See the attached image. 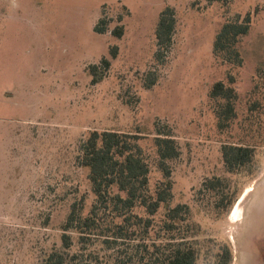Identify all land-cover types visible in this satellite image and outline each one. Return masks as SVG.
I'll list each match as a JSON object with an SVG mask.
<instances>
[{
    "label": "rangeland",
    "instance_id": "374dc122",
    "mask_svg": "<svg viewBox=\"0 0 264 264\" xmlns=\"http://www.w3.org/2000/svg\"><path fill=\"white\" fill-rule=\"evenodd\" d=\"M166 6L176 27L157 56L154 29ZM247 13L242 64L223 62L213 54L215 35ZM116 27L120 37L111 32ZM113 46L106 77L92 85L88 66L110 58ZM149 74L155 82L147 88ZM230 76L235 116L220 129L209 92ZM91 131L139 136L151 190L162 180L155 136L176 141L179 156L168 162L172 197L135 242L191 245L196 264H215L225 244L231 264H264V0H0V264H41L60 247L71 203L83 199V213L90 211L94 195L76 158ZM224 144L252 148V162L227 172ZM215 178L221 186L204 187ZM232 194V205L221 202ZM179 204L189 208L187 219L165 229L168 209ZM98 217L105 234L121 221L109 209ZM102 239L89 238L86 249L108 255Z\"/></svg>",
    "mask_w": 264,
    "mask_h": 264
},
{
    "label": "trees",
    "instance_id": "16d2710c",
    "mask_svg": "<svg viewBox=\"0 0 264 264\" xmlns=\"http://www.w3.org/2000/svg\"><path fill=\"white\" fill-rule=\"evenodd\" d=\"M251 22L247 13L241 20L235 19L224 22L215 35L213 54L223 62L241 66L242 58L238 43L246 35ZM105 20L101 19L94 31L102 33L105 30ZM176 18L174 9L166 6L159 14L155 29L157 56H162L172 43L175 32ZM117 37L122 35V27L111 31ZM117 55V47L110 49V58L102 57L98 64L88 66L91 84L101 82L107 75L111 58ZM155 82L153 74H149L147 88ZM223 81L215 82L209 96L217 102L216 117L220 129L227 127L235 116L234 102L237 94L231 84ZM154 138L157 166L162 173V180L154 190L149 188V166L138 144L139 136L115 131H91L79 146L77 163L87 170L94 203L87 214L83 213L84 200L74 201L61 224L60 247L53 248L42 259L41 264H196V249L181 242L167 244H148L135 242L133 237H145L147 228L152 223V217L161 206L169 203L172 197L171 169L168 162L179 156L176 141L169 134L158 132ZM223 164L227 172L237 173L247 167L253 159V150L247 146L224 144L221 146ZM219 178L207 180L204 187L214 190L221 186ZM235 194L225 196L232 205ZM140 208L145 216L134 211ZM109 209L121 218L113 229L105 227L109 234L101 230L100 210ZM186 205H176L167 211L164 227L167 230L177 229V220H185L189 214ZM138 233H141L140 235ZM73 234L77 236L74 242ZM145 234V235H144ZM96 235L103 237L102 247L109 251L105 256H99L93 249H86L89 238ZM139 235V236H138ZM169 239L174 241L176 238ZM126 241V242H125ZM131 241H134L131 243ZM76 243L77 249L72 250ZM93 246V245H92ZM220 254L215 264H231L232 253L227 245L220 246ZM126 257L128 260L124 259Z\"/></svg>",
    "mask_w": 264,
    "mask_h": 264
},
{
    "label": "flooded vegetation",
    "instance_id": "af4514ba",
    "mask_svg": "<svg viewBox=\"0 0 264 264\" xmlns=\"http://www.w3.org/2000/svg\"><path fill=\"white\" fill-rule=\"evenodd\" d=\"M250 191V189H248L247 191H245V193L243 194V196L248 193ZM242 196V197H243ZM242 200V198L238 201L237 205L235 206L236 209H238V204L239 202ZM239 220V217L237 216V218L235 220H232V222H237Z\"/></svg>",
    "mask_w": 264,
    "mask_h": 264
}]
</instances>
